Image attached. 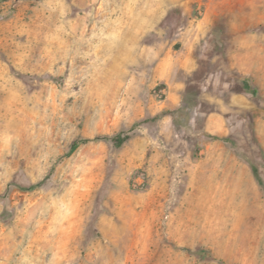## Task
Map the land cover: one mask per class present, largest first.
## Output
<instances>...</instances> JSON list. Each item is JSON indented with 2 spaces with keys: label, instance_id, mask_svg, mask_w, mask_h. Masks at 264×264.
I'll use <instances>...</instances> for the list:
<instances>
[{
  "label": "rangeland",
  "instance_id": "obj_1",
  "mask_svg": "<svg viewBox=\"0 0 264 264\" xmlns=\"http://www.w3.org/2000/svg\"><path fill=\"white\" fill-rule=\"evenodd\" d=\"M253 166L264 0H0V264H264Z\"/></svg>",
  "mask_w": 264,
  "mask_h": 264
},
{
  "label": "trees",
  "instance_id": "obj_2",
  "mask_svg": "<svg viewBox=\"0 0 264 264\" xmlns=\"http://www.w3.org/2000/svg\"><path fill=\"white\" fill-rule=\"evenodd\" d=\"M222 28H224L223 25H221ZM244 85V89L248 92H252V93H257V90L256 88H252L250 86V84L246 81H244L243 83ZM129 138L128 135H124L123 133H118L116 134L115 136L112 137V140L114 141V143L117 145V146H121L127 139ZM77 143V142H76ZM75 145V144H74ZM253 172L254 174L256 175V177L258 178V180L262 183V185L264 186V180L262 178V176L260 175V172H259V169L258 167L256 166H253ZM196 253H198L199 255L201 256H206L207 255V251L205 249H198L196 251Z\"/></svg>",
  "mask_w": 264,
  "mask_h": 264
}]
</instances>
